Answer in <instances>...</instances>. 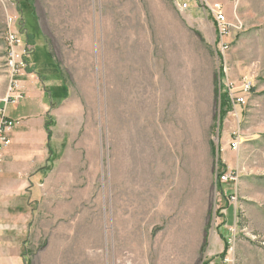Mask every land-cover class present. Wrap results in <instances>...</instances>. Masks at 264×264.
<instances>
[{"label": "rangeland", "instance_id": "obj_1", "mask_svg": "<svg viewBox=\"0 0 264 264\" xmlns=\"http://www.w3.org/2000/svg\"><path fill=\"white\" fill-rule=\"evenodd\" d=\"M205 1L232 26L223 54ZM9 17L30 48L15 78ZM12 81L0 264H264V0H0V100ZM247 82L223 115L221 84Z\"/></svg>", "mask_w": 264, "mask_h": 264}, {"label": "built area", "instance_id": "obj_2", "mask_svg": "<svg viewBox=\"0 0 264 264\" xmlns=\"http://www.w3.org/2000/svg\"><path fill=\"white\" fill-rule=\"evenodd\" d=\"M201 6L205 8L210 19L213 21L216 34V48L219 53L223 54L228 51V39L231 35L232 26L224 13L222 5L218 3L210 4L205 1V3L201 4ZM182 8H187V5H182ZM17 21L18 19H16V17H9L7 20V31L5 32L6 66L12 78L20 75L22 69H25L28 66L27 58L30 51L28 44L22 42L20 33L15 31ZM222 90L227 93L229 105L232 110L236 106L245 105L246 98L251 93V84L249 82L242 84L238 91H236L232 85H228L227 89L222 88ZM18 92L17 82L12 81L8 95L4 99L0 100V164L3 160L2 152L10 145L13 127L15 123H17V121L8 117L6 114V107L9 104L15 105L24 97V94ZM233 136L235 137L232 138V141L228 145L231 151H235L238 147L239 137H236L237 135L235 134H233ZM217 182L221 186H233L237 182V175L231 171L223 170L217 175ZM228 197L230 203L235 200L236 193L233 191V194H230Z\"/></svg>", "mask_w": 264, "mask_h": 264}, {"label": "bare ground", "instance_id": "obj_3", "mask_svg": "<svg viewBox=\"0 0 264 264\" xmlns=\"http://www.w3.org/2000/svg\"><path fill=\"white\" fill-rule=\"evenodd\" d=\"M130 51V50H129ZM129 54V53H128ZM131 56H133V55H131ZM140 59V58H139ZM123 65V64H122ZM134 70V69H133ZM123 71V70H122ZM145 71V70H144ZM142 76V75H141ZM130 77V76H129ZM142 78V77H141ZM137 79V78H136ZM145 79V78H144ZM135 80V79H134ZM137 80H139V79H137ZM133 81V80H132ZM134 82V81H133ZM146 82V81H145ZM142 83V82H141ZM136 84V83H135ZM150 85V84H149ZM157 85V84H156ZM126 87H128V85L126 86ZM130 87V86H129ZM153 87V86H152ZM147 88V87H146ZM151 88V87H150ZM154 88V87H153ZM143 89V88H142ZM156 89V88H155ZM145 90V89H144ZM148 90V89H147ZM158 90V89H157ZM121 91V90H120ZM139 91V90H138ZM142 91V90H141ZM149 91V90H148ZM153 91V90H152ZM147 92V91H146ZM157 92V91H156ZM151 93V92H150ZM145 94H148V93H145ZM156 95H158V94H156ZM127 97V96H126ZM141 100V99H140ZM157 100V99H156ZM149 101V100H148ZM153 101V100H152ZM162 101V100H161ZM142 102H144V100L142 101ZM147 102V101H146ZM120 103H121V101H120ZM150 103V102H149ZM138 104V103H137ZM136 104V105H137ZM145 104V103H144ZM147 104V103H146ZM145 104V105H146ZM149 106V105H148ZM152 106V105H151ZM148 108V107H147ZM151 109V108H150ZM141 110V109H140ZM146 110V109H145ZM140 112V111H139ZM146 115V114H145ZM148 116V115H147ZM156 127V126H155ZM156 138H158V137H156ZM169 142V141H168ZM167 142V143H168ZM169 144H171V143H169ZM167 145V144H166ZM170 148V147H169ZM172 149V148H171ZM141 151V150H140ZM138 152V151H137ZM162 152V151H161ZM145 157V156H144ZM136 159V158H135ZM130 161V160H129ZM128 161V162H129ZM149 161V160H148ZM138 162H139V160H138ZM146 163V162H145ZM130 165V164H129ZM156 165V164H155ZM133 166V165H132ZM136 167H137V165H136ZM143 167V166H142ZM145 167V166H144ZM148 167V166H147ZM159 167V166H158ZM126 168H128V166H127V164H126ZM130 168V167H129ZM145 169V168H144ZM127 170V169H126ZM135 171V170H134ZM128 172V171H127ZM137 172H139V171H137ZM139 174V173H138ZM159 174V173H158ZM157 174V175H158ZM127 176V175H126ZM143 176V175H142ZM141 177V176H140ZM145 177V176H144ZM129 178H130V176H129ZM128 178V179H129ZM141 179V178H140ZM138 180V179H137ZM128 181V180H127ZM133 183V182H132ZM150 184V183H149ZM163 184V183H162ZM144 185V184H143ZM151 186V185H150ZM160 186V185H159ZM133 187V186H132ZM138 187V186H137ZM164 187V186H163ZM131 189V188H130ZM129 189V190H130ZM140 189V188H139ZM136 190V189H135ZM161 190V189H160ZM131 191V190H130ZM137 191V190H136ZM143 191V190H142ZM140 192V191H139ZM145 192V191H144ZM149 192V191H148ZM158 192V191H157ZM164 193V192H163ZM170 193V192H169ZM155 194V193H154ZM168 194V193H167ZM138 195V194H137ZM143 195V194H142ZM141 195V196H142ZM146 195H148V194H146ZM157 195V194H156ZM169 195V194H168ZM144 196H145V194H144ZM151 196V195H150ZM160 196V195H159ZM155 197V196H154ZM153 197V198H154ZM134 198V197H133ZM147 198V197H146ZM150 198H152V197H150ZM155 198H157V197H155ZM130 199V198H129ZM134 200V199H133ZM141 200V199H140ZM150 200H152V199H150ZM163 200V199H162ZM139 201V200H138ZM154 201V200H153ZM128 202V201H127ZM132 202V201H131ZM136 202V201H135ZM150 202V201H149ZM155 202V201H154ZM137 203V202H136ZM160 203V202H159ZM145 204V203H144ZM135 205V204H134ZM167 205V204H166ZM136 206V205H135ZM149 206V205H148ZM151 206V205H150ZM151 208V207H150ZM143 210V212H144V209H142ZM147 211V210H146ZM143 212H142V214H143ZM83 231V230H82ZM129 232V231H128ZM127 235V234H126ZM174 244V243H173ZM99 245V244H98ZM81 248V247H80ZM80 251H82V250H80ZM170 251V250H169ZM172 251V250H171ZM93 252V251H92ZM100 252V251H99ZM116 252V251H115ZM102 254V253H101ZM115 254V253H114ZM118 254V253H117ZM123 254V253H122ZM97 255H98V260H97V264H102V258H101V256L102 255H100V253H97ZM173 255V254H172ZM128 256V255H127ZM140 256V255H139ZM125 257V256H124ZM143 257V256H142ZM121 258V257H120ZM126 259V258H125ZM139 259H141V258H139ZM92 260V259H91ZM95 260V259H94ZM166 260V263L167 264H171L170 262H171V257L170 256H167V258L165 259ZM173 260V259H172ZM123 261V260H122ZM79 262V261H78ZM91 262V261H90ZM129 262V261H128ZM89 264V263H88ZM113 264H120L118 261H116L115 259L113 260ZM128 264V263H127ZM136 264V263H135Z\"/></svg>", "mask_w": 264, "mask_h": 264}, {"label": "trees", "instance_id": "obj_4", "mask_svg": "<svg viewBox=\"0 0 264 264\" xmlns=\"http://www.w3.org/2000/svg\"><path fill=\"white\" fill-rule=\"evenodd\" d=\"M21 23H22V20H20V27H21ZM221 79L223 78V73H221L220 71V76H219ZM222 88L223 86L221 85L220 86V96H219V101H220V108L222 109L223 111V115L227 114L228 112L231 111V107L229 105V99H228V96H227V93L226 92H222ZM48 125L47 124H44V130L46 131V133L48 134ZM49 170V168H44L42 169L40 172H47ZM226 244V242H224Z\"/></svg>", "mask_w": 264, "mask_h": 264}, {"label": "crops", "instance_id": "obj_5", "mask_svg": "<svg viewBox=\"0 0 264 264\" xmlns=\"http://www.w3.org/2000/svg\"><path fill=\"white\" fill-rule=\"evenodd\" d=\"M20 83V87H23L24 88V86H23V84H22V81L21 82H19ZM17 85H18V81H17ZM28 89H31V88H28ZM32 90H33V88H32ZM3 159L4 160H8V161H11L12 160V158L10 157V155L9 154H5L4 156H3ZM4 193L5 194H9L10 192L7 190V186H6V188H5V190H4ZM0 218H3V219H5L6 221H2V223H4V224H2L1 222H0V231L2 232V234H5L6 235V233H8V228H9V224H8V218H7V215H5V214H1L0 213ZM4 235V236H5ZM4 240H5V238L3 237V236H0V243L2 242H4ZM1 245H4V244H1ZM5 247V246H4ZM0 249H3V247L1 248L0 247ZM1 258V257H0Z\"/></svg>", "mask_w": 264, "mask_h": 264}]
</instances>
